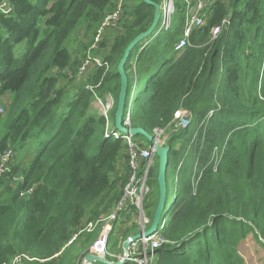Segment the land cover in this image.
I'll list each match as a JSON object with an SVG mask.
<instances>
[{"label":"trees","instance_id":"1","mask_svg":"<svg viewBox=\"0 0 264 264\" xmlns=\"http://www.w3.org/2000/svg\"><path fill=\"white\" fill-rule=\"evenodd\" d=\"M119 1L0 0L11 7L8 14L0 10V97H10L0 115V156L13 153L0 177V264L16 257L19 264H82L124 196L130 146L124 137L105 135L115 129L118 63L151 26L154 8L124 0L120 27L109 29L92 52L109 69L79 74L98 27ZM177 5L180 20L163 38L136 47L125 67L130 80L138 57L137 85L149 81L147 100L127 99L123 122L130 103L131 128L166 134L168 190L171 169L173 182L181 183L159 227L166 243L154 264H244L238 248L249 236L264 252V0H216L181 53L174 46L183 35L185 8L182 0ZM225 19L229 24L213 39L212 29ZM79 32L80 47L72 49ZM96 95L112 96V123L96 109ZM181 110L190 114L187 128L175 123ZM132 142L149 147L140 135ZM26 155L28 164L21 162ZM158 164L156 157L146 229L159 200ZM137 217L134 208L119 214L110 253L123 255L124 242L141 232Z\"/></svg>","mask_w":264,"mask_h":264},{"label":"built area","instance_id":"2","mask_svg":"<svg viewBox=\"0 0 264 264\" xmlns=\"http://www.w3.org/2000/svg\"><path fill=\"white\" fill-rule=\"evenodd\" d=\"M160 20L155 29V37H158L162 32H168L173 28V16L177 12L178 3L181 0H160ZM216 0H182L185 10V22H184V30L182 38L175 44L174 49L175 52L181 53L183 52L190 44L189 40L192 33L196 29H200L206 25L207 20L211 14L213 5ZM123 5L124 0L119 1L118 10L108 16L98 27L95 36L94 43L87 54L85 61L83 62L79 74L87 75L90 70L94 68H102L105 67L106 71L109 69V65L105 63L101 57L92 55V52L97 50L101 44V42L106 37L105 34L109 29H118L121 22V17L123 16ZM0 10L3 13L8 14L11 12V7L7 2H3L0 5ZM229 24V20L225 19L221 26L212 29V37L213 39H217L221 33L222 28L225 25ZM138 57L135 59L137 60ZM136 60L133 62V78H134V88H133V96L136 90V85L138 81V75L136 73ZM81 78V77H80ZM79 78V79H80ZM82 80H86L82 78ZM101 83L97 86H87L86 89L94 91L95 88H98ZM138 86V85H137ZM96 103L100 105L101 114L104 118L108 120L110 112L114 109V100L111 95H107L103 101H107L106 104H103L102 99L96 95ZM111 99L113 101V109L112 105L108 103V100ZM132 102V100H131ZM112 109V110H111ZM2 112V110H1ZM109 113V114H108ZM130 114H131V104L128 107V115L126 120L124 121V126L127 128L130 127ZM213 115V111L210 112L209 116ZM175 123L180 128H187L190 124V114L187 111H178L175 114ZM159 132V131H157ZM156 132V133H157ZM162 132V131H160ZM155 135L157 136V134ZM163 133V132H162ZM106 138H121L124 137L130 146V155H131V169L132 175L128 184L124 190V196L120 203L117 205L114 212L108 216L101 227L100 234L98 239L94 242L90 249V253L95 256H99L101 258L107 259V257L116 258V261L113 262H124L130 264H154V260L156 257V251L160 249L165 243L166 240L158 234L152 235L150 237H143L138 241H134L130 246V255L129 257H120L113 256L108 249V240L110 233L113 229L114 223L119 221V214L123 212H131V209L134 208L138 217L141 231L146 230L147 226L150 223L149 218L145 219L144 212V204L151 194L152 189L149 185L150 181V172L153 168L156 160V152L155 149L149 146L147 149H140V147L132 142V136H123L121 132L112 130L111 132H106ZM159 140V139H158ZM163 141V140H162ZM159 142L162 143L160 140ZM13 157L12 152H8L4 156H0V177L3 176L8 171L9 163L11 162ZM144 161L145 164L142 166L141 162ZM29 194L32 191H28ZM164 226V222L160 225ZM112 259V258H111ZM22 262L21 257H16L13 263L10 264H19ZM84 262V261H83ZM112 262V261H111Z\"/></svg>","mask_w":264,"mask_h":264},{"label":"water","instance_id":"3","mask_svg":"<svg viewBox=\"0 0 264 264\" xmlns=\"http://www.w3.org/2000/svg\"><path fill=\"white\" fill-rule=\"evenodd\" d=\"M145 4L152 6L155 10L154 12V19L149 27V29L138 36H136L131 43L127 46L124 51V54L117 66V74L120 76V92L118 95V102H117V109L115 112V131H119L122 133L123 136H143L149 142V146L155 149L156 156L158 158V188H159V200L157 204V208L155 210L152 223L150 227L146 230L141 231L139 234L130 237L127 241L123 244V249L125 252V256L129 257L130 255V246L134 241H138L143 237H150L158 233L160 225L165 222V219L171 209L167 210V198H168V183H167V172L169 167V152L170 148L165 144H161L158 140V137L154 134H149L143 128H127L124 126L123 116L124 111L126 109V103L129 95V87H130V80L128 78L127 72L125 67L127 65L128 60L130 59L132 52L135 50L136 47L142 46L145 44L147 38L152 36L155 32V29L160 20V5L154 2L153 0H144ZM175 202V200H174ZM124 264V262H110L107 259L101 258L99 256H95L89 254L84 259L82 264Z\"/></svg>","mask_w":264,"mask_h":264},{"label":"rangeland","instance_id":"4","mask_svg":"<svg viewBox=\"0 0 264 264\" xmlns=\"http://www.w3.org/2000/svg\"><path fill=\"white\" fill-rule=\"evenodd\" d=\"M179 14H177V12L174 14L173 16V22L174 24H176L179 21ZM108 32V31H107ZM164 32L160 33V37H164ZM155 36V35H154ZM158 36V37H159ZM83 35L81 32H79L78 34L75 35L74 40L71 42L72 44V49L73 48H77L79 46V42L82 39ZM157 38V37H155ZM155 38H153V36L147 38L148 40H154ZM71 40V39H70ZM83 41H86L85 39ZM80 47V46H79ZM19 54L21 56V54L23 53V47L19 46ZM136 58V56H134ZM135 60V59H134ZM155 70V68L153 69V71ZM155 72V71H154ZM149 81V77H147L144 82H140L134 92V96H133V87H134V78L133 75L130 78V85H131V89L129 90V95H128V101L130 102L131 100H133L135 98V101H137L139 98H145L147 100V95H146V84ZM79 82H83L82 78L79 79ZM106 96H104L103 98H101L103 104H106L105 101H103L105 99ZM10 97L9 96H4V97H0V115L4 113V108H5V104H7L9 102ZM108 103L112 105V109H113V101L111 99L108 100ZM130 105V103H129ZM95 107L96 109L99 111V113L103 114V111H101L100 109V105L98 103H95ZM111 109V110H112ZM2 110V112H1ZM131 110H132V106H131ZM113 111V110H112ZM110 112L109 116H110V122L112 120L113 117V112ZM112 123V122H111ZM157 137L158 139L164 143V140H166L167 136L165 133L162 132H157ZM163 140V141H162ZM149 148V147H148ZM147 149V148H146ZM33 158V157H32ZM31 155H26L23 160L21 161L22 163H30L31 162ZM175 176V172L173 169L170 170V175L168 178L169 181V200L167 201V210L173 208L174 205V199H175V191H176V186L177 185H181L177 184L176 182H173V177ZM145 219H148L146 213H145ZM239 254L242 257V259H244V264H264V252L263 249L257 244V242L253 239L252 236H249L244 242H242L239 245ZM111 261H115L114 259H111Z\"/></svg>","mask_w":264,"mask_h":264},{"label":"crops","instance_id":"5","mask_svg":"<svg viewBox=\"0 0 264 264\" xmlns=\"http://www.w3.org/2000/svg\"><path fill=\"white\" fill-rule=\"evenodd\" d=\"M136 223H137V225L139 226V228H140V225H139V221L138 220H136ZM140 231H141V229H140ZM129 239V238H128ZM124 251V250H123ZM113 256H116V254L114 255V253H111ZM117 255H119L120 257H124L125 256V252H123V255H120V254H117ZM112 259H114L115 261H116V258H114V257H111Z\"/></svg>","mask_w":264,"mask_h":264},{"label":"clouds","instance_id":"6","mask_svg":"<svg viewBox=\"0 0 264 264\" xmlns=\"http://www.w3.org/2000/svg\"><path fill=\"white\" fill-rule=\"evenodd\" d=\"M155 38V37H154ZM149 41V40H148ZM147 44V42L145 44H143L142 46H145ZM175 200V199H174ZM91 254V253H90ZM111 262V261H110Z\"/></svg>","mask_w":264,"mask_h":264}]
</instances>
